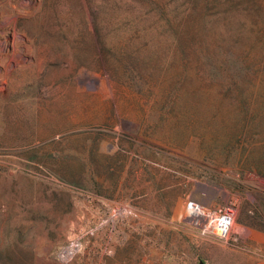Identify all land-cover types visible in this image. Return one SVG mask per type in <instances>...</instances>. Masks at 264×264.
<instances>
[{"label": "rangeland", "instance_id": "1", "mask_svg": "<svg viewBox=\"0 0 264 264\" xmlns=\"http://www.w3.org/2000/svg\"><path fill=\"white\" fill-rule=\"evenodd\" d=\"M206 1L0 0V264H264L263 68ZM224 191L238 241L185 215Z\"/></svg>", "mask_w": 264, "mask_h": 264}, {"label": "built area", "instance_id": "2", "mask_svg": "<svg viewBox=\"0 0 264 264\" xmlns=\"http://www.w3.org/2000/svg\"><path fill=\"white\" fill-rule=\"evenodd\" d=\"M237 201V196L227 195L225 191L209 196L207 200L188 197L184 203L185 215L192 227L202 235H216L222 241H238L241 230L235 229L233 225ZM76 247L78 253L82 247L81 236L63 245L58 252V259L68 260Z\"/></svg>", "mask_w": 264, "mask_h": 264}, {"label": "trees", "instance_id": "3", "mask_svg": "<svg viewBox=\"0 0 264 264\" xmlns=\"http://www.w3.org/2000/svg\"><path fill=\"white\" fill-rule=\"evenodd\" d=\"M212 4L232 6V22L236 25L233 31L238 39L239 48L255 66L263 68L261 72L264 76V0H207L204 7L209 9V5Z\"/></svg>", "mask_w": 264, "mask_h": 264}]
</instances>
